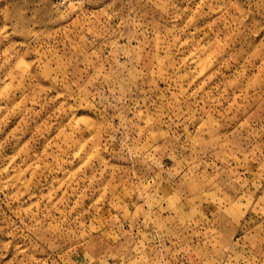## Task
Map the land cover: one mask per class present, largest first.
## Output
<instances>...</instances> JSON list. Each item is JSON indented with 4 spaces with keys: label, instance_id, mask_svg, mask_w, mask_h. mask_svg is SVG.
<instances>
[{
    "label": "rangeland",
    "instance_id": "1",
    "mask_svg": "<svg viewBox=\"0 0 264 264\" xmlns=\"http://www.w3.org/2000/svg\"><path fill=\"white\" fill-rule=\"evenodd\" d=\"M0 264H264V0H0Z\"/></svg>",
    "mask_w": 264,
    "mask_h": 264
}]
</instances>
